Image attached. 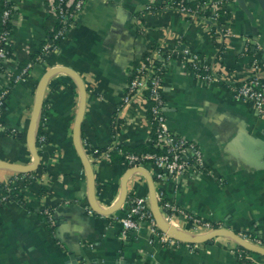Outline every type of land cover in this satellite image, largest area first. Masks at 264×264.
<instances>
[{"label": "crops", "instance_id": "crops-1", "mask_svg": "<svg viewBox=\"0 0 264 264\" xmlns=\"http://www.w3.org/2000/svg\"><path fill=\"white\" fill-rule=\"evenodd\" d=\"M12 1V54L0 75V96L7 90L0 106V160L32 163L26 136L38 83L51 67H69L87 88L81 138L95 170L96 197L102 208L112 207L130 167L95 159L91 150L148 142L153 124L145 93L122 105L132 72L155 47L188 50L207 59L218 79L201 80L188 60L178 57L164 75L163 95L170 128L200 146L207 172L155 180L156 187L196 217L264 243V114L230 88L250 78L264 86L259 0H231L218 27L210 20L185 18L166 7V0H86L58 51L39 62L35 56L58 28L51 0ZM222 27L230 35L221 33ZM21 70L26 72L16 81ZM79 104L76 82L64 73L54 75L44 103L48 140L39 148L45 172L20 188L22 202L11 199L0 206V264H264L257 253L239 257L229 237L194 247L159 241L143 226L123 240L120 219L126 202L113 214L89 213L88 179L73 142ZM115 113L121 122L116 134ZM147 170L156 177L155 166ZM16 174L0 166V184ZM132 196L149 199L147 180L138 172L128 182L127 199ZM46 207L56 217L55 231L42 215ZM177 218L184 231L212 230H194L182 215Z\"/></svg>", "mask_w": 264, "mask_h": 264}, {"label": "built area", "instance_id": "built-area-1", "mask_svg": "<svg viewBox=\"0 0 264 264\" xmlns=\"http://www.w3.org/2000/svg\"><path fill=\"white\" fill-rule=\"evenodd\" d=\"M230 1L231 0H166V4L164 5L176 10L189 20L202 18L210 20L218 27L219 25L221 26V18L227 14V7ZM85 3L86 0H51L58 21V28L44 44L42 48L44 55L58 51L60 41L66 36L68 29L72 26L74 15L83 8ZM1 4L3 7H0V75L3 71L5 62L12 54V44L10 40L12 27L9 26V23L12 22L14 12L12 0H1ZM222 28L220 29L221 33L230 35L228 29ZM168 51L160 47H155L150 54L139 62L132 72L122 104L124 106L130 103L141 93H145L146 102L147 100L151 102L150 112L154 137H150L149 140L153 141L156 150L142 154L127 153L126 164L130 168L143 167L148 169V165L155 166L158 171L154 180L157 182L164 181L168 178L180 179L186 175H201L207 172L200 146L192 140L179 136L169 126L166 113V101L163 95V68L169 67L171 61L175 59L174 54H176V58L180 57L191 62L192 70L201 80L211 82L218 79L207 59L203 58L201 55L188 50H184L181 53L176 47ZM38 58H42L41 55H39ZM256 64L259 63L255 62V65ZM259 65L264 67V61ZM25 72L26 70L17 75L15 80H20ZM230 88L237 97L251 101L254 103L257 110L264 114V86L258 78H250ZM6 93L7 90L1 92L0 106L3 105V97ZM46 123L47 116H44L42 122L44 130ZM47 140L48 137L46 133L37 135L38 147L41 148L45 146ZM115 146L108 147L103 151L95 148L92 154L95 159L110 158V149ZM18 174L4 183L8 190L12 189V184L24 179V176ZM36 177L38 176H33V179ZM157 196L165 219L172 224L177 225V217L182 215L194 230H197L200 226L211 227L212 230L220 227L214 228L209 222L181 209L168 199L162 190L157 189ZM5 199L6 196H3L2 200ZM126 204V213L120 219V223L122 224L121 239L128 240L131 232H135L140 230L143 226H147L152 236L157 237L159 241L169 243L179 242L159 229L151 211L150 201L147 197L132 196L127 199ZM87 208L89 213H96L90 206ZM43 213L48 216L52 225H56L51 208H44ZM240 234L244 238L264 246V243L252 234ZM189 245L194 247L197 246L196 244ZM236 250L241 258H244L247 254L244 250L237 248V245Z\"/></svg>", "mask_w": 264, "mask_h": 264}, {"label": "water", "instance_id": "water-1", "mask_svg": "<svg viewBox=\"0 0 264 264\" xmlns=\"http://www.w3.org/2000/svg\"><path fill=\"white\" fill-rule=\"evenodd\" d=\"M264 7V0H259ZM64 73L70 76L77 84L80 92V104L76 120L73 127V142L77 154L79 155L82 165L84 167L89 186V203L92 210L98 214L109 215L120 210L128 197V182L130 177L134 173H141L145 176L148 186H149V201L152 214L160 230L167 233L171 238L188 244H201L212 242L218 237H229L237 243V245L243 247L249 252L257 253L264 256V246L258 245L246 238H244L240 233H237L227 227H219L213 229L204 234H195L188 231H184L176 224L168 222L161 210L160 202L157 196V187L154 178L150 172L143 167H131L125 173L122 180V190L118 201L110 208H102L96 197V176L93 163L89 158L88 153L82 144V127L84 114L87 106V88L83 78L73 69L66 66H53L41 78L37 86L36 100L31 111L30 122L27 130V145L33 156V161L31 164H14L0 160V166L9 168L16 173H32L36 171L41 165V155L37 142V128L39 126L40 116L45 103V95L48 89L50 79L58 74ZM124 263V262H123Z\"/></svg>", "mask_w": 264, "mask_h": 264}, {"label": "trees", "instance_id": "trees-1", "mask_svg": "<svg viewBox=\"0 0 264 264\" xmlns=\"http://www.w3.org/2000/svg\"><path fill=\"white\" fill-rule=\"evenodd\" d=\"M3 3V2H2ZM1 8L3 7V5L1 4L0 6ZM9 26L12 27V22L9 23ZM170 52V51H168ZM43 51H40L39 55H41L42 58H38L37 56H35L34 58V62H39L41 61V59H43L44 57H47L48 55H50V53L48 54H43ZM52 54V53H51ZM176 54H174V58H176ZM190 67H192L191 62H188ZM168 67L163 68L162 70V74L165 75V73L167 72ZM23 70V69H22ZM21 70V72H22ZM20 72V73H21ZM61 83H58V85H61ZM146 107L149 111L150 117H151V112H150V108H151V102L147 100L146 102ZM44 116H46L45 112H44V107L40 116V125L37 128V135H40L42 133H45V130L43 128V118ZM117 116V113H115L114 116V134H116L121 127V122L120 119ZM151 137H154V133L152 134ZM39 146V143H38ZM95 148H92V152L94 151ZM107 148H99L100 151L106 150ZM156 148L153 145V141L148 140V142H146L143 145L137 146V147H130V146H122V145H116L114 148L110 149V159L117 164H121V163H126V154L127 153H136V154H142L145 152H150V151H155ZM45 172V168L41 165L36 171L32 172V173H19L18 175L24 176V179L22 181H17L14 184H12V189L8 190L7 187L4 185V183L0 184V206H3L8 200L11 199H17V200H21L22 202V197L21 195L18 194V191L20 190V188L22 187H28L31 185L32 181H33V176H41L43 173ZM6 196L5 200H2V197ZM129 199V198H128ZM53 212V211H52ZM43 217L45 218V221L47 222V225L49 227V229L51 231H55V227L56 225H52L48 216H46L44 213H42ZM54 215V212H53ZM199 218V217H198ZM54 219L56 221V217L54 215ZM201 219V218H200ZM206 221V220H205ZM208 222V221H207ZM214 228L215 227H219L220 225L217 223H210ZM255 237V236H254ZM194 245V244H193ZM237 248L244 250L246 253H250L248 250L244 249L243 247L237 245ZM148 264V263H147Z\"/></svg>", "mask_w": 264, "mask_h": 264}]
</instances>
